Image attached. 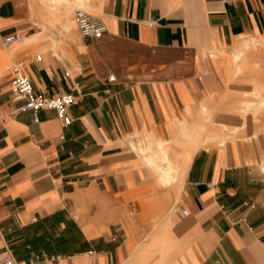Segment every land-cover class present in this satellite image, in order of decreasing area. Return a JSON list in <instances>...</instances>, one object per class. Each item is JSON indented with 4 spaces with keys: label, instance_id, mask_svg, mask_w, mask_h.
I'll return each instance as SVG.
<instances>
[{
    "label": "crops",
    "instance_id": "1",
    "mask_svg": "<svg viewBox=\"0 0 264 264\" xmlns=\"http://www.w3.org/2000/svg\"><path fill=\"white\" fill-rule=\"evenodd\" d=\"M76 4L102 36L80 34ZM17 63L37 92L75 96L69 124L15 110ZM7 255L264 264V0H0Z\"/></svg>",
    "mask_w": 264,
    "mask_h": 264
},
{
    "label": "built area",
    "instance_id": "2",
    "mask_svg": "<svg viewBox=\"0 0 264 264\" xmlns=\"http://www.w3.org/2000/svg\"><path fill=\"white\" fill-rule=\"evenodd\" d=\"M74 20L80 31V34L88 39H94L102 36L106 28L103 21L82 8H76ZM20 33H11L3 38V43L8 44L20 40ZM37 58H39L37 56ZM109 79L114 76L109 75ZM11 91L14 101L17 102L16 111H38L43 108L54 109L57 116L64 124H69L71 117L68 114V107L75 102V96L71 93H60L55 95H46L37 92L30 78L24 73L22 65L17 63L12 66ZM183 215L188 214L187 209L181 210ZM2 264H14L10 255L5 256Z\"/></svg>",
    "mask_w": 264,
    "mask_h": 264
},
{
    "label": "rangeland",
    "instance_id": "3",
    "mask_svg": "<svg viewBox=\"0 0 264 264\" xmlns=\"http://www.w3.org/2000/svg\"><path fill=\"white\" fill-rule=\"evenodd\" d=\"M76 7H81V4H76ZM119 50H121L122 52H126V51H130L132 50L131 47L129 45H127L126 43H123L121 41H115L114 44Z\"/></svg>",
    "mask_w": 264,
    "mask_h": 264
},
{
    "label": "bare ground",
    "instance_id": "4",
    "mask_svg": "<svg viewBox=\"0 0 264 264\" xmlns=\"http://www.w3.org/2000/svg\"><path fill=\"white\" fill-rule=\"evenodd\" d=\"M80 8V7H79ZM82 9H84V8H82ZM85 10V9H84ZM225 140V139H224ZM168 168V167H167ZM161 179V178H160Z\"/></svg>",
    "mask_w": 264,
    "mask_h": 264
}]
</instances>
